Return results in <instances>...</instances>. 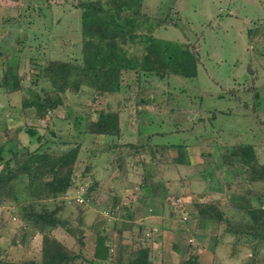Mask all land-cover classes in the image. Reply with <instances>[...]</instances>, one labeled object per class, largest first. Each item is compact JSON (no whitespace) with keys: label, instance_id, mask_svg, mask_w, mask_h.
I'll use <instances>...</instances> for the list:
<instances>
[{"label":"rangeland","instance_id":"374dc122","mask_svg":"<svg viewBox=\"0 0 264 264\" xmlns=\"http://www.w3.org/2000/svg\"><path fill=\"white\" fill-rule=\"evenodd\" d=\"M16 3L18 0H0V47L4 44L14 47L16 35L24 39L19 53L23 58L18 68L21 75L26 74L30 68L27 56L80 62V10L70 5L54 6L50 10L45 0H23L21 4ZM141 12L149 18L144 24L141 21V33L158 40L181 43L196 56V78L146 74L138 78L132 71L122 74V89L119 93L96 97L87 88H82L76 95L67 93L66 102L74 105V111L91 114L93 119L101 110L117 111L121 125L118 139L92 136L78 138L66 118L67 113L62 109L50 115L52 120L47 124L44 120L33 121V113H29L26 124L30 126L34 123L40 128L39 133H47L49 137L50 131H57V139L62 138L67 143L65 149L78 142L82 144L75 170L76 177L82 175L88 163L92 162L87 159L91 151L98 158L105 156L100 153L102 145H120L114 155H109L114 164L108 173L107 169L105 173H97V166L100 165L98 161L94 162V166L90 164V170L85 173L83 181L78 178L75 180L76 186H88L93 181V176L99 183V187L92 192L96 205H90L84 210L83 216L84 224L90 229L85 232L86 247L83 251L87 260L92 257L93 232L99 231L102 225L114 244L120 240L123 245H130L140 237L134 228L122 231L120 237L115 234L122 227L120 221L129 220L125 214L126 209H129V212L134 213L136 224H142L143 230L148 234L154 233L150 235L154 242L150 245L154 264H181L189 256H195L200 264H210L213 261L216 264L246 263L252 255L250 248L233 236L223 235V228L218 229L212 223H205L199 229L190 217V197L180 198V195L204 193L207 185L205 186L202 178L209 177L210 166L220 164L224 151L233 147L253 146L258 161L264 164V40H253L251 44L247 37L250 28L264 23V0H143ZM18 18L20 24L17 23ZM57 18L60 21L56 25ZM6 19L15 23L3 25ZM158 21L161 24L155 27ZM16 25H20L18 30ZM128 51L140 57L143 48L135 45L129 47ZM2 69L0 64V71ZM22 98L21 94H7L0 89V131L20 125L18 121L11 123L9 117L12 116L13 108L19 111ZM144 99L146 103L143 102ZM147 99H150L149 103ZM8 123L11 125L7 126ZM142 136H150L149 142L153 145H183L185 160L189 159L193 165L176 167L172 162L168 164L167 160L178 157V152L173 147L162 151L159 149L158 153H162L165 159L162 157L161 164L156 159L154 163L157 165L149 163L148 152H145L147 150H141L133 161L130 160L128 169L132 171L129 172L127 181H124L116 168L117 158L122 153L123 156L129 153L130 144L141 145L139 137ZM20 142L21 145H27L29 139L25 134H20ZM96 168L95 176H91L90 172ZM216 169L218 170L217 167ZM146 171L156 180L170 185L166 201L172 207L174 220L169 221L167 215L161 217L154 214L147 202L149 207L145 214L132 207L143 201L139 186ZM240 172L239 169L237 173ZM112 177L116 179L113 180ZM218 178L221 180V173ZM241 178L242 180L237 178L236 181H243V177ZM183 180L190 181L185 183L187 187L182 191L179 182L183 183ZM255 189L264 191V183L255 185ZM74 195L75 191L70 190L67 197L72 198ZM213 195L216 197L215 201L221 203L222 197ZM130 196H135L132 203ZM113 198L118 200V207H122L116 216L118 220L115 222L118 224H114L104 213L111 210ZM229 198L227 203H231ZM60 201L64 200L59 199L54 203L50 201L49 207H54L55 203L64 205ZM149 202L157 205L160 200ZM174 204L177 205L173 206ZM11 206L10 202H6L0 208V256L14 261L22 258L39 260V251L45 240L32 230L23 238L20 231L22 222L16 215L17 210L11 212ZM78 209L74 205L64 206L62 215L73 221ZM224 211L228 216L233 213L231 210ZM141 215L145 216L141 218ZM136 216L140 219L137 220ZM55 237L68 247L73 243L60 229L55 232ZM20 240L23 241L22 244ZM115 254L114 251L112 255ZM256 258L260 264H264V246Z\"/></svg>","mask_w":264,"mask_h":264},{"label":"trees","instance_id":"16d2710c","mask_svg":"<svg viewBox=\"0 0 264 264\" xmlns=\"http://www.w3.org/2000/svg\"><path fill=\"white\" fill-rule=\"evenodd\" d=\"M22 1L18 0L16 4H21ZM45 1L50 10H53L54 6L70 5L81 11V60L73 62L27 56L26 61L30 68L26 74L21 75L18 68L23 58L19 53L24 39L16 35L14 47L9 44L0 47V64L3 66L0 71V89L7 94L23 96L19 111L13 108L12 116L9 117L11 123L18 121L20 125L0 131V208L6 202H10L11 212L17 210L16 215L22 222L20 231L23 238L32 230L45 240L39 251V260L22 258L14 261L0 256V264H154L151 260L150 247L151 243H154L151 237L154 233L148 234L143 230L142 224H136L134 213L129 212V209H126L125 213L129 220L120 221L122 227L117 229L115 234L120 237L122 231L134 228L140 237L130 245H123L120 240L114 244L109 240L110 237H107L106 229L102 225L99 231L93 232L91 259L87 260L83 252L86 247L85 232L90 230L83 221L84 210L90 205H96L92 192L99 187L98 181L92 175L95 176L97 168L98 174L105 173L106 169L107 173L110 171L114 163H111L109 155H114L120 145L111 143L102 145L100 153L105 156L98 158L95 157L96 153L91 151L87 156V159L92 161L90 164L94 166V162L99 161L100 165L90 172L93 180L90 185L76 186V178L83 181L85 173H88L91 167L88 163L84 173L76 177L75 170L82 152V144L78 142L73 147L65 149L67 143L62 138L57 139V131H54L55 133L50 131V137L46 135L47 133H39L40 128L34 123L30 126L26 124V116L33 113V121L44 120L47 124L52 120L50 115L62 109L67 113L66 118L72 124L78 138L92 136L118 139L121 135V125L117 111L101 110L93 119L91 114L74 111V105L66 102L67 93L76 95L82 88H87L96 97L119 93L122 89V74L132 71L138 78L143 74L196 78V56L181 43L158 40L149 34L141 33L143 28L141 21L144 24L149 20L141 12L143 0ZM19 20L18 18V24ZM59 21L57 18L56 25ZM12 23L15 22L6 19L3 25ZM160 24L158 21L155 27ZM19 27L20 25H16L17 30ZM247 37L251 44L253 40H264V23L250 28ZM135 45L143 48L140 57L128 51L129 47ZM143 102L146 103V100ZM20 134H25L29 139L27 145H21ZM148 137L150 136L139 137L141 145L130 144L129 153L124 156L122 153V156L117 158L116 168L124 181H127V176L132 171L128 169L130 160L133 161L141 150H147L145 152H148L149 163L157 165L154 161L158 159V163L161 164L160 160L163 157L162 153H158L159 149L162 151L173 147L177 150L178 157L167 160L168 164L172 162L176 167L193 165L189 159L185 160L183 145L175 147L153 145ZM210 169L209 177L202 178L205 186L207 185L204 193L180 195V198L190 197L191 219L199 229L205 223H212L218 229L223 228V235L233 236L250 248L252 255L242 264H260L256 257L264 246V191L255 189V185L264 183V164L258 161L253 146L239 145L225 150L221 156V163L215 167L210 166ZM239 169L240 174L237 173ZM217 171L221 173V180ZM237 178L241 180L236 181ZM185 180L183 183L178 181L182 191L187 187L185 183L190 181ZM140 189L143 201L132 207L138 208L140 212L144 211L145 214L149 204L154 214L161 217L167 215L169 221L174 220L172 207L166 201L169 198L170 185L165 181L156 180L149 171H146ZM70 190L75 191L72 198L67 197ZM213 194L222 197L221 203L215 201L216 197ZM228 197L231 198H229L231 203H227ZM59 199L64 200L60 201L64 205L55 203L54 207H49L50 201L54 203ZM113 199L111 210L104 213L106 212L110 220L117 222L116 216L121 206L118 207V200ZM130 199L132 203L135 196H130ZM158 199L160 203L157 205L149 202H158ZM130 203L126 204L131 206ZM73 205L79 207L78 214L73 221H69L63 217L62 211L64 206ZM169 207L171 209L166 211ZM224 210H231L233 213L228 216ZM136 217L137 220L140 219ZM116 222L114 224H118ZM59 229L63 231L65 237L72 240L70 247L55 237V232ZM22 242L20 240L21 244ZM114 251L116 254L112 255ZM212 255L214 257L213 253ZM181 264L200 263L195 256H189ZM210 264L216 263L213 261Z\"/></svg>","mask_w":264,"mask_h":264},{"label":"water","instance_id":"95a60500","mask_svg":"<svg viewBox=\"0 0 264 264\" xmlns=\"http://www.w3.org/2000/svg\"><path fill=\"white\" fill-rule=\"evenodd\" d=\"M248 72H249L250 74H252V72H250V69H248ZM149 100H150V99H147V103H149Z\"/></svg>","mask_w":264,"mask_h":264}]
</instances>
